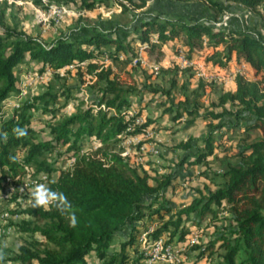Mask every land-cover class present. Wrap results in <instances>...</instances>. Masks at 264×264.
<instances>
[{
  "label": "trees",
  "instance_id": "16d2710c",
  "mask_svg": "<svg viewBox=\"0 0 264 264\" xmlns=\"http://www.w3.org/2000/svg\"><path fill=\"white\" fill-rule=\"evenodd\" d=\"M29 1L35 6L43 5L42 0ZM200 1L215 13L209 23L139 13L148 0H81L74 6L78 15L112 5L122 12H138L139 17L125 31L126 37H113L111 32L92 27L86 34L58 38L49 45L4 26L5 2H0V107L17 91L15 69L25 62V54L28 61L42 64L40 72L71 67L82 74L84 68L90 78L105 85L95 105L77 107L70 115L56 119L53 107L64 94L47 91L0 122V183L6 186L11 182L17 190L24 168L30 167L36 174H47L48 186L63 192L71 205L64 210L55 205L33 208L30 203L23 211L25 219L18 230L32 239L19 248L13 261L85 264L84 257L94 252L100 264H144L146 251L138 242L142 233L150 230L146 246L160 240L180 245L191 227H198L207 216L216 218L214 208L225 207L227 224L217 231L216 237L190 248L198 251L200 257L211 258L208 264H264V40L243 29H230V25L228 29L213 27L223 14L220 0ZM222 1L252 12L259 7L264 10V0ZM142 46H147L145 54L160 55L167 46L172 55L181 53L188 61L199 62L209 74L226 75L233 65H245L249 73L248 77L234 75L233 87L220 90L217 99L206 105L199 95L186 94L176 102L162 103L161 106L167 105L163 112L171 116L172 122L188 119L187 124L193 125L200 120L208 132L200 139L201 145L193 138L176 145L184 155L170 172L156 177L131 162L130 155L122 157L124 150H115L121 143L142 138L147 130L157 133L163 128L148 114L145 105L129 115L130 99L141 96L142 89L131 72H123L121 78L103 64L104 60L126 64ZM173 71L166 73L172 72L174 84L180 67L174 65ZM199 86L204 88L203 81ZM148 92L170 96L168 90ZM69 99L65 97L64 104ZM31 111L50 113L47 139H40L43 131L31 127ZM15 128L26 129L27 134L18 136ZM235 132L240 135L234 154L226 157L220 171L208 170L211 177L204 173L214 190L203 185L195 189L188 204L173 209L166 191L173 190L177 180L184 178V166H206L207 157L217 158L213 150L223 149L219 140ZM88 142L97 144V149L93 154L80 153ZM60 148L64 151L60 152ZM136 148L132 156H137ZM70 159L74 162L69 169L56 167ZM56 172V179H51ZM217 178L220 182L214 183ZM123 232H127L126 239L118 243L117 250L109 251L110 243ZM34 235L47 245L36 241Z\"/></svg>",
  "mask_w": 264,
  "mask_h": 264
},
{
  "label": "rangeland",
  "instance_id": "374dc122",
  "mask_svg": "<svg viewBox=\"0 0 264 264\" xmlns=\"http://www.w3.org/2000/svg\"><path fill=\"white\" fill-rule=\"evenodd\" d=\"M65 1H71V3L66 4ZM0 2L2 4L5 2L4 26L25 33L30 37L38 38L46 45L52 44L58 38L86 34L92 27L111 32L113 37H126L128 33L125 31L130 30L132 24L139 17L138 12H122L112 5L107 9L101 8L95 12L78 15L74 12V6L77 7L81 0H42V6H35L29 0H0ZM220 5L223 13L227 12L232 17L230 29H243L264 40V10L262 7H259L256 12H252L222 0H220ZM50 6H64L66 8L64 15L60 19L42 16V13ZM139 13L170 19L182 17L188 21L205 20L208 23L215 18V13L206 3L200 0L191 2L148 0L146 7ZM163 51L161 55L157 52L143 53L141 61L135 66L130 65V62L125 64L109 60L103 61L104 67H111L113 72L121 78L124 77L123 72H131L137 81V85L143 91L138 98L130 99L132 106L128 112L145 105L148 114L157 119L163 128L157 133L150 130L153 134L152 138L143 142L150 143L151 147L156 149V154L149 151L145 152L139 156L141 160L138 161L136 160L138 155L132 156L135 150L133 148L136 147L137 142L132 144L128 141L121 143L119 148L116 147L115 150L116 152L124 150L127 155L131 156V162L146 171L151 177L168 173L174 168L178 159L184 155L176 149V145L181 141L193 138L198 140V145H201L200 139L208 132V129L200 120H197L193 125L187 124L188 119L172 122L170 120L171 116L163 112L167 105L161 106L162 103L176 102L183 94H186L188 96L199 95L201 102L206 105L209 100L214 101L217 99L220 90L228 89L231 82L228 74H209L205 70L204 75L207 80H202L198 77L197 70L194 67H180L181 72L177 74L173 84L171 83L174 77L172 72H174V65H177L176 59L172 57V50L169 48H165ZM24 61L18 64L15 69L17 91L10 94L1 104L0 122L10 118L14 110L22 104L47 91L53 94L56 92L64 94L63 97L59 98V104L53 107V109H56V119L70 115L75 112L77 107L88 104L95 105L100 98V89L105 86L103 82H98L96 78H90L84 72V68L82 74H79L75 68L70 67L58 70L45 69L40 72L41 63L28 61L27 54L24 55ZM166 70L172 72L167 74ZM200 81H203L204 88L199 86ZM148 89L168 90L170 96L167 98L160 92L151 94ZM65 97L70 98L66 104H64ZM102 109L104 108L102 107ZM31 115V127L36 131H43L39 135L40 139H47V123L51 117L50 113L41 114L39 111H31ZM238 135H240V132L227 134L221 138L219 143L223 149H214L213 153L217 158L207 157L208 164L206 166H184L182 171L184 178L177 180L173 190L166 191V196L171 200L173 209L188 204L195 195V189H201L203 185H208L214 190L209 180L204 177V173H207V177H211L212 173L208 170L220 171L224 167V163L228 160L226 157L234 154L236 150ZM97 147V144L88 142L80 153L93 154ZM62 151H64V148H60V152ZM72 164L73 162L65 160L59 162L56 167L64 170L69 169ZM57 176L58 172L52 174L51 179H56ZM28 181V178L25 177L23 183H28ZM215 182H220V179H215ZM30 191L31 188L28 187L23 192L14 191L9 193L8 185L3 186V183H0V264H19L12 259L18 254L19 248L32 239L31 235L18 230L21 220L25 219L23 211L31 203ZM214 209L217 211L216 218L211 219V216H207L198 227L190 228L189 235L180 245L175 242L171 244L179 254V262L176 264H208L210 262L211 258L207 255L200 257L199 252L193 251L190 246L203 245L214 239L217 231L227 224L226 219L229 216L226 208ZM33 237L36 241L46 244L41 237L37 235ZM126 237L127 232L118 235L110 243L109 251L117 250L118 243L125 240ZM138 242L141 250L146 251V245L142 241L141 235ZM212 259L215 260V255ZM84 261L85 264H100L94 252H90L85 256Z\"/></svg>",
  "mask_w": 264,
  "mask_h": 264
},
{
  "label": "built area",
  "instance_id": "2783aa9c",
  "mask_svg": "<svg viewBox=\"0 0 264 264\" xmlns=\"http://www.w3.org/2000/svg\"><path fill=\"white\" fill-rule=\"evenodd\" d=\"M66 8L64 6L59 7V6H50L48 7L43 13L42 16H48L53 19H60L64 13H65ZM231 15L227 12H224L221 17L213 22V27L217 29H228L231 21ZM147 46H142L139 47L136 53V56L132 58L129 62L130 65L135 66L141 61V56L146 50ZM121 58V57H120ZM178 61H179V66L180 67H194L197 70V75L199 78L202 80H207V77L204 75V71L202 68V65L199 62L196 61H188L183 54L178 55ZM71 68V67H70ZM234 73L237 75H241L243 77L246 76V68L244 65L239 66L234 70ZM129 115L134 114V110L128 112ZM138 122H142V120H138ZM153 136L152 132L150 130H147L142 138H135L131 141H128L129 143L132 142V144L136 145V154L138 157L136 160L140 161L141 160V155H143L145 152H150L152 154H156V149L151 147L150 143H143L140 144V142L146 141L148 139H151ZM139 145V146H138ZM127 155L126 152H123L121 154L122 157H125ZM69 161L74 162V159H70ZM28 178V183H23L24 178ZM20 184L17 190H15L14 185L11 182H8V192H23L25 189L30 187L32 189L33 183L38 182V183H46L48 185V182L50 180L49 176L45 173H35L32 168L30 167H25L24 168V173L22 176L19 178ZM25 188V189H24ZM150 230L144 232L141 234L142 236V241L145 243V238L147 233ZM1 233V231H0ZM146 259L144 264H176L179 262V254L177 250L172 245L165 244L162 240L157 241L153 243L152 245L146 246Z\"/></svg>",
  "mask_w": 264,
  "mask_h": 264
},
{
  "label": "clouds",
  "instance_id": "9594fccd",
  "mask_svg": "<svg viewBox=\"0 0 264 264\" xmlns=\"http://www.w3.org/2000/svg\"><path fill=\"white\" fill-rule=\"evenodd\" d=\"M13 131L18 136H24L27 134V130L23 128H15ZM30 200L33 208L55 205L58 208L66 210L71 207L63 192L53 190L46 183H33V187L30 191ZM72 221H75L74 214H72Z\"/></svg>",
  "mask_w": 264,
  "mask_h": 264
},
{
  "label": "crops",
  "instance_id": "0c3cea01",
  "mask_svg": "<svg viewBox=\"0 0 264 264\" xmlns=\"http://www.w3.org/2000/svg\"><path fill=\"white\" fill-rule=\"evenodd\" d=\"M233 4V3H232ZM165 48H169V47H167V46H165L164 48H163V50L165 49ZM170 49V48H169ZM145 54V53H144ZM143 54V55H144ZM172 57L173 58H175L176 60H175V62L177 63V65L179 64V61H178V55H172ZM129 63V62H128ZM179 66V65H178ZM239 66H241V65H239ZM239 66H236V65H233V66H231V71L228 73V75H229V79H230V87L228 88V89H230V88H232L233 87V85H232V79H233V76L234 75H237V74H235L234 73V70L236 69V68H238ZM245 66V65H244ZM180 67V66H179ZM245 68H246V76L245 77H248V75H247V73H248V67H246L245 66ZM219 74V73H218ZM215 101V100H214ZM135 109V108H134ZM202 122V121H201ZM203 123V122H202ZM203 125H204V123H203ZM205 126V125H204Z\"/></svg>",
  "mask_w": 264,
  "mask_h": 264
}]
</instances>
